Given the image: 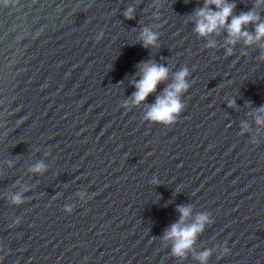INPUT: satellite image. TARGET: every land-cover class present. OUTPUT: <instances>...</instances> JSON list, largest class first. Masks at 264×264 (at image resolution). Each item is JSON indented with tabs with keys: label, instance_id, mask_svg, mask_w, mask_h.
I'll use <instances>...</instances> for the list:
<instances>
[{
	"label": "water",
	"instance_id": "95a60500",
	"mask_svg": "<svg viewBox=\"0 0 264 264\" xmlns=\"http://www.w3.org/2000/svg\"><path fill=\"white\" fill-rule=\"evenodd\" d=\"M203 4L0 0V264H264V40L200 36ZM145 61L170 72L137 105ZM184 68L174 122L145 119ZM179 206L208 216L184 255Z\"/></svg>",
	"mask_w": 264,
	"mask_h": 264
},
{
	"label": "clouds",
	"instance_id": "9594fccd",
	"mask_svg": "<svg viewBox=\"0 0 264 264\" xmlns=\"http://www.w3.org/2000/svg\"><path fill=\"white\" fill-rule=\"evenodd\" d=\"M264 5V0H256V6ZM214 6V7H213ZM236 7L235 0H204L203 7L195 10L190 19H194V31L200 36H208L211 33L218 32L221 28H226L229 35V44H234L238 39H243L245 44H252L264 40V20L255 10L242 12L239 15H233ZM132 9L128 10L127 15H131ZM229 18L230 22H229ZM249 23H255V32L250 33L244 30V26ZM159 34L145 28L142 32V41L144 47L155 45ZM215 41H209L208 47H214ZM231 49H229V52ZM140 76L135 80L136 91L132 94V103L140 104L147 97L157 90L158 85L167 80L169 68L163 64L152 61L141 62L138 65ZM188 76L187 68L175 73L174 82L164 88L162 94L156 97L155 103L148 107L145 113V119L158 123H172L183 108L180 100V93L185 91L189 85L186 80ZM264 112V106L260 109ZM257 124H264V117L256 118ZM43 163H38L32 169L33 171H42ZM21 202L19 196L13 197V203ZM180 219L172 224L166 231L164 239L171 240L172 252L174 255H184L189 250L199 233L204 229L208 221L206 214H199L191 224L187 223L188 218L192 215L191 206H179ZM210 251H204L198 255L201 264H205Z\"/></svg>",
	"mask_w": 264,
	"mask_h": 264
}]
</instances>
